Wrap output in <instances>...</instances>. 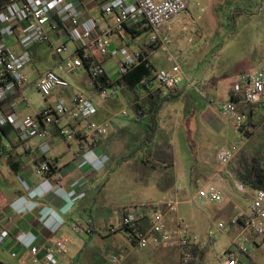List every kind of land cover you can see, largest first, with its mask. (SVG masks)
Masks as SVG:
<instances>
[{
  "label": "crops",
  "instance_id": "0c3cea01",
  "mask_svg": "<svg viewBox=\"0 0 264 264\" xmlns=\"http://www.w3.org/2000/svg\"><path fill=\"white\" fill-rule=\"evenodd\" d=\"M82 17L96 18L100 27H109L112 24L110 17L101 15L99 4L95 0L84 3ZM171 26L172 22L160 29L161 37L167 41V51L151 45L149 40L136 46L135 52L146 55L153 71L168 70L171 66L162 64L160 58L156 57L158 49L171 55L178 63L177 55L169 45L171 37L168 32ZM142 28L144 27L127 26L121 35L112 33L109 36V50L117 52L121 48L126 49V37L136 39L137 36L133 37L130 32H139ZM63 29L59 25L54 31H50L49 44H39L28 49L30 61L24 67L26 82L17 93L0 103V111L4 114L11 113L9 104L16 102L18 108L15 110L20 117L35 115L56 100L69 102L72 95L78 93L90 98L96 105V112L90 120L107 121L108 131L101 137L82 135L75 143H66L58 135L57 125L50 126L44 139L48 146L45 158L52 160L54 166L47 175L40 176L36 174L35 168L42 160L39 151L42 140L31 138L21 142L8 125L0 127V264H32L30 249L36 247L40 258L42 250L57 238L65 240V252L58 259V264H105L108 256L114 254L119 256V264H140L134 257L135 248L128 241L126 233L118 229L116 233L110 234L108 229L117 228L127 210L138 214L142 226L147 225L148 215L143 206L152 203L161 210L166 206L164 215L168 223L180 217L191 230L198 233L200 223L211 218L208 212L195 207L194 213L187 217L186 207L184 210L180 205L188 203V200H184L185 187L189 189L188 197H191L195 193L192 188L200 189L207 184L219 188L225 199L231 203L219 208L216 212L218 215L229 216L232 215V212L228 213L230 208L236 210L238 214L230 216V219L238 220L232 226L235 230L232 238L241 234L246 245L253 251V263L261 264L264 259V246L257 237L243 229L240 219L247 213L238 210L235 194L230 197L227 193L228 187L235 188L240 183L234 172L219 169L211 173L201 167L206 173L202 175L200 169L192 179L191 172L186 170L177 175L173 169V161L170 166L160 170L150 165L151 161L146 157V151L150 148H157L158 151L166 146L170 148L175 132L181 131L183 127L188 138L193 137L197 130L198 135L201 132L208 134L210 131L211 135H218L220 130H212L209 120L202 119V116L207 111L219 113L187 87L181 86L173 92L177 98L162 105L158 129L149 146L127 158L131 149L142 141L148 122L145 117L134 118L133 108L148 94L144 90H137L134 97L132 92L117 86L114 95L102 96L101 89L96 88L86 66L83 65L81 69L69 66L68 61L75 46L72 44L68 48V40L61 34ZM20 32V27L15 26L13 34L0 40V43L15 52L20 51ZM62 42L67 46V53L62 56L54 55L53 48ZM115 54H94L90 57L91 65L96 64L102 68L107 82L119 80L116 79V63L121 58L111 57ZM47 70H52L64 78L68 87L55 88L50 96L37 102L36 95L40 93L36 82ZM197 74L199 78L195 83L206 95L215 91L217 96L224 99L217 96L213 99L226 100L230 97V89L225 93L221 90L229 83V78L226 80L220 73L205 69H200ZM187 92H192V95H187ZM127 107L131 110L130 115L125 110ZM122 111L127 115L122 116ZM225 123L229 124L227 121ZM59 125H68L82 131L84 122L72 121L65 115L59 120ZM120 143L125 145L123 152L119 149ZM145 158L149 164L142 162ZM144 191H148V194L143 195ZM169 202L175 205L174 211H169L166 205ZM73 226H78L79 230L73 232ZM205 231L199 232L202 243H205L202 237ZM144 251H149L154 264H161L168 256H172L173 264H177L178 254L175 249L158 245L150 246Z\"/></svg>",
  "mask_w": 264,
  "mask_h": 264
},
{
  "label": "built area",
  "instance_id": "2783aa9c",
  "mask_svg": "<svg viewBox=\"0 0 264 264\" xmlns=\"http://www.w3.org/2000/svg\"><path fill=\"white\" fill-rule=\"evenodd\" d=\"M88 0H4L0 6V40L11 36L14 27L21 29L19 36L20 51L15 52L0 43V103L10 95L15 94L25 84L24 67L30 61L28 49L39 44L51 42L50 31L59 25L63 26L61 34L75 46V51L68 64L73 69L83 68L82 59H88L94 54L108 55L116 51L109 50V36L112 33L121 35L127 26L146 27L151 32L149 43L167 51V41L160 35V29L175 20L188 7L187 0H95L103 17H110L112 24L109 27H100L98 20L93 17H82L84 3ZM68 49L65 43L53 48L56 56H62ZM117 52L121 59L116 63V79H120L142 56L139 52L129 55L123 48ZM172 62L168 70L152 71L151 76L144 81L149 92L157 91L160 96L173 93L181 86L200 97L212 109L227 121L232 128L245 137V115L239 107L264 110V63L255 70L235 79L230 88V97L226 100H216L208 97L196 83L191 82L180 65L169 55ZM103 74L99 65H92L90 77L94 81ZM116 81H109L108 86L101 89V95L112 96L117 91ZM36 87L44 98L50 96L55 88L66 89L67 81L56 72L47 70L37 79ZM12 110L9 114L0 111V127L8 125L21 142L31 138L41 139L39 151L42 160L36 166L37 175L45 176L53 168L52 160L45 158L48 146L44 142L48 129L57 125V133L66 143H75L78 137H101L108 131V122L90 120L96 112L95 103L81 94L72 95L69 102L63 99L56 100L51 106L42 108L35 115L20 117L16 102L9 104ZM126 116V112L120 113ZM68 115L72 121L84 122L83 130H76L68 125H59V120ZM240 151V145L231 144L219 148L215 152V160L222 166L229 164ZM224 196L219 188L207 184L189 198L192 204L203 205L205 202L222 203ZM169 211H174V204L167 203ZM148 215L147 225L142 226L137 213L127 210L121 219L120 225L110 227L108 233L114 234L117 230L124 231L133 248L147 249L150 246L164 245L175 249L178 254V264H191L194 260L192 249L195 246H205L214 233L206 230L205 243L197 232L191 230L181 219L176 217L170 223L152 203L143 206ZM240 219V218H239ZM242 227L255 237L264 246V191L253 190L249 210L241 217ZM238 220L231 219L230 225H236ZM223 223L217 224V230H223ZM78 226L72 231L77 232ZM252 246V244H251ZM65 240L53 239L42 251L38 258V249H30L32 264H58V259L65 252ZM253 247V246H252ZM253 251L246 245L242 235L238 234L231 240V245L220 258V264H254ZM14 256V255H12ZM120 258L109 255L105 264H119Z\"/></svg>",
  "mask_w": 264,
  "mask_h": 264
},
{
  "label": "rangeland",
  "instance_id": "374dc122",
  "mask_svg": "<svg viewBox=\"0 0 264 264\" xmlns=\"http://www.w3.org/2000/svg\"><path fill=\"white\" fill-rule=\"evenodd\" d=\"M187 2V10L173 20L174 22L172 21L169 34L167 33L171 37L170 43L168 42L170 49L177 55L179 65L186 77L193 83L199 78L197 72L200 69L220 73L226 80L229 78V83L221 88L225 93L229 91L236 78L255 70L264 63V0L256 1L253 7L250 6L247 11L245 10L246 12L244 11L246 14L234 16L231 19L227 16L224 17V12L227 11V7L233 10L238 6H244L242 0H187ZM225 7L226 9L223 11ZM144 29L145 27L142 28L141 33L134 40L128 36L126 37V49H123L129 55L133 54L130 52H135L137 45L140 46L150 39V30ZM71 47L72 43L68 41V48ZM116 56L121 58L119 52L111 55V57ZM156 57L160 58L162 64L171 65L168 53L158 49ZM187 95L191 96L192 92H187ZM207 96L213 98L217 95L215 91H212ZM217 98L224 99L220 96H217ZM36 99L37 102L43 101V97L39 94L36 95ZM248 109V107H239L240 112L246 117L244 138L239 132L233 130L230 124H226L219 114L207 111L203 114L202 119L206 120L207 118L212 130L218 129L221 133L211 135L210 131L208 134L201 132L198 135L197 130L193 137L188 138V133L183 127L181 131L175 132L171 139L170 148L164 143L163 145L166 148L162 151H158L157 148H150L149 151H146V157L151 161L150 165L161 170L170 166L173 161V169L177 175L186 170V172H191L193 179L201 167H205L204 169L211 173L219 169L234 172L236 157L240 151L247 155H260L264 160V110H258V113L249 116ZM125 110L130 115L131 110L128 107ZM231 144L240 145V151L228 165L222 166L215 160V152L218 148ZM119 146V149L123 152L125 150L123 146L125 145L120 143ZM205 170L202 171L201 169L202 175L206 173ZM202 175L199 176L201 179H203ZM197 189L198 187H194L192 191L196 192ZM185 192L184 200H188V203L180 205V208L185 210L186 207L185 214L187 217L189 214L194 213L195 207L207 211L211 217L209 221L200 223L201 227L198 230V235L201 236L199 232H203V230H210L214 233L213 238L209 241L211 244L208 250L198 258L194 257L191 264H220V258L231 245L232 236L235 232L230 225V216H236L238 213L232 208L228 210V213L232 212V215L229 214V216L216 213L219 208L231 204L229 200L225 199L223 193L224 203L207 202L200 206L189 202V189L187 187H185ZM227 193L230 197L235 194V204L238 205V210L248 213L252 190L238 183L235 188L234 186L228 187ZM147 194L148 191L143 192V195ZM156 208L159 209V206H156ZM159 210L164 213L166 206ZM241 217H244V215ZM218 223H223V230H217ZM202 237L206 239L204 234ZM144 250L135 249L133 251L134 257L137 258L140 264H154L152 256L148 254L149 251ZM114 255L117 256V254ZM176 257L178 258V255ZM81 258L83 259V257ZM262 260L261 264H264V259ZM173 261V257L168 256V259L161 262V264H173Z\"/></svg>",
  "mask_w": 264,
  "mask_h": 264
},
{
  "label": "trees",
  "instance_id": "16d2710c",
  "mask_svg": "<svg viewBox=\"0 0 264 264\" xmlns=\"http://www.w3.org/2000/svg\"><path fill=\"white\" fill-rule=\"evenodd\" d=\"M256 1L261 0H242L244 6H238L236 9H231L227 7V11H225L226 7L224 8V17H229L230 19L234 16H241L242 14H246L247 8L253 7L256 4ZM4 3V0H0V6ZM246 10V11H245ZM245 11V12H244ZM144 30H149L145 27ZM139 32H130V34L135 37ZM142 54L141 52H139ZM91 60L82 59V63L86 66L87 71H90L91 68ZM152 68L149 64V61L146 55L140 56L139 60L127 70V72L116 81V85L121 87L124 90H128L134 94L136 97L135 92L137 90H144L147 92V96L143 101L138 103L134 106V118L138 117H145L148 122L145 125L144 129V137L142 141L137 143L131 151L128 153V157L130 158L134 156L139 151H144L152 141L155 132L158 129V119H159V112L162 105L166 102H169L175 98L177 95L175 93H168L165 96H160L157 91L149 92L144 85V81H146L152 74ZM94 84L96 88L103 89L108 86V82L106 77L102 74L95 78ZM185 98V96H184ZM186 102V101H185ZM247 108V107H246ZM256 109V108H255ZM249 108V116L255 113H258L257 109ZM254 110V111H253ZM245 128V127H244ZM246 130V128H245ZM144 164H149V161L142 159ZM235 176L237 180L245 187H248L252 190H263L264 191V160L263 157L257 154L247 155L244 152L240 151L238 156L236 157V168L234 169ZM211 242H207L205 246H195L192 249V254L194 257H199L200 255L204 254L206 250H208Z\"/></svg>",
  "mask_w": 264,
  "mask_h": 264
}]
</instances>
